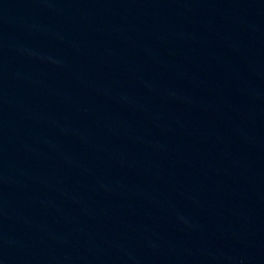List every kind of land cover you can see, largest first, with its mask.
<instances>
[{
  "label": "water",
  "instance_id": "water-1",
  "mask_svg": "<svg viewBox=\"0 0 264 264\" xmlns=\"http://www.w3.org/2000/svg\"><path fill=\"white\" fill-rule=\"evenodd\" d=\"M0 264H264V0H0Z\"/></svg>",
  "mask_w": 264,
  "mask_h": 264
}]
</instances>
